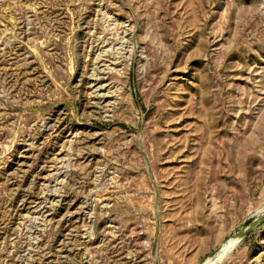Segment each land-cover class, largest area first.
I'll return each instance as SVG.
<instances>
[{
    "label": "rangeland",
    "instance_id": "374dc122",
    "mask_svg": "<svg viewBox=\"0 0 264 264\" xmlns=\"http://www.w3.org/2000/svg\"><path fill=\"white\" fill-rule=\"evenodd\" d=\"M0 264H264V0H0Z\"/></svg>",
    "mask_w": 264,
    "mask_h": 264
},
{
    "label": "bare ground",
    "instance_id": "6f19581e",
    "mask_svg": "<svg viewBox=\"0 0 264 264\" xmlns=\"http://www.w3.org/2000/svg\"><path fill=\"white\" fill-rule=\"evenodd\" d=\"M99 88H100V87H99ZM99 88H98V89H99ZM96 92H97V91H96Z\"/></svg>",
    "mask_w": 264,
    "mask_h": 264
}]
</instances>
